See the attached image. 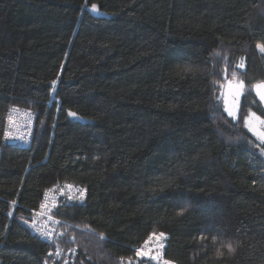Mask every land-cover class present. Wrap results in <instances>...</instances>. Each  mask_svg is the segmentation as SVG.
Returning a JSON list of instances; mask_svg holds the SVG:
<instances>
[{
    "label": "trees",
    "instance_id": "trees-1",
    "mask_svg": "<svg viewBox=\"0 0 264 264\" xmlns=\"http://www.w3.org/2000/svg\"><path fill=\"white\" fill-rule=\"evenodd\" d=\"M258 43L264 0H0V264H63L30 226L65 182L86 192L50 211L75 264H130L161 232L172 264H264ZM11 107L34 115L29 147L3 141Z\"/></svg>",
    "mask_w": 264,
    "mask_h": 264
},
{
    "label": "built area",
    "instance_id": "built-area-1",
    "mask_svg": "<svg viewBox=\"0 0 264 264\" xmlns=\"http://www.w3.org/2000/svg\"><path fill=\"white\" fill-rule=\"evenodd\" d=\"M34 115L23 108L11 107L6 112L3 123L2 138L4 142L14 140L20 147L26 148L32 142L34 129ZM9 135H5V132ZM68 185L72 187L69 188ZM85 190L71 182L57 184L49 188L43 195L38 208L33 213L30 226L31 234L40 241L50 246L48 254L54 259H61L64 264H74V253L69 249L63 248L59 244L62 231L56 218L50 215V211L64 203L80 201V192ZM44 205V207H41ZM35 224V227H33ZM48 233L50 235H44Z\"/></svg>",
    "mask_w": 264,
    "mask_h": 264
},
{
    "label": "rangeland",
    "instance_id": "rangeland-1",
    "mask_svg": "<svg viewBox=\"0 0 264 264\" xmlns=\"http://www.w3.org/2000/svg\"><path fill=\"white\" fill-rule=\"evenodd\" d=\"M242 66L243 64L241 61H239L236 64L237 69L240 71L242 70ZM241 83L242 81L234 77L233 79H229V81H224L222 85L218 86V93H219L220 99L222 100L223 107L225 108L228 115H229V111H232L234 115H232L231 117H234V118L236 117V113L239 108L240 97L243 94L241 87L239 88L237 87V85ZM227 92H228V95H226ZM226 98L229 99L228 102H225ZM251 113L252 112H248V114L246 115V117L249 118L250 123L246 124V121L244 118L243 125L246 131L252 136V138L254 139L255 143L257 144L259 148L264 143V135H262L264 134V124L260 123L259 120H256L254 117H252L250 115ZM255 116L259 117L256 114ZM259 150L262 153H264L260 148ZM158 235H159L158 233L155 234V236H158ZM164 241H165V238H162L159 240L153 238L149 244L145 245L143 242L140 246H138L137 248H134L135 257H133L132 261H129L130 264H164V260H162V251H161V248L164 245ZM149 249H151V253H150L151 258L149 255H140L138 254V251H137V250H140V252L142 253H147ZM52 260L53 262L55 261L54 258H52Z\"/></svg>",
    "mask_w": 264,
    "mask_h": 264
},
{
    "label": "snow or ice",
    "instance_id": "snow-or-ice-1",
    "mask_svg": "<svg viewBox=\"0 0 264 264\" xmlns=\"http://www.w3.org/2000/svg\"><path fill=\"white\" fill-rule=\"evenodd\" d=\"M96 10H97V6H96L95 4H93V5H92V11H96ZM257 47H258V49H259L261 52H264V44L258 43V44H257ZM52 84L55 85V84H56V81L53 80V81H52ZM242 86H243L242 83L239 84V85H237L238 88H239V87H242ZM255 88L257 89V94L260 96V99H261V100H264V82H260V83H258L257 85H255ZM229 115L232 116V115H234V114H233L232 111H229ZM250 115H251L252 117H254L256 120H259L260 123L264 124V120H261L260 117H256V116H255V113H251ZM69 116H73V117H75V116H76V113L69 112ZM245 121H246V124H247V123H250L248 117H245ZM5 135H6V136L9 135V133L6 131V132H5ZM262 135H264V134H262ZM68 187L71 188L72 186H71V185H68ZM83 195H84L83 190H81V192H80V197H81V199L83 198ZM41 207H44V205H41ZM183 211H184V210H181V214L183 213ZM33 227H35V224H33ZM43 234H44V235H50V234H48V233H43ZM99 235H100V238H101V239L104 238V234H103V233H100ZM153 238L159 240V239L165 238V234L162 233V232L159 233L158 236H155L154 233H153V234H150L148 240H146V241L144 242V244H145V245L149 244L150 241H151ZM227 248H228L229 252L234 251V248H233V246H232L231 244H228V245H227ZM137 251H138V254H140V255H149V256H150V253H151V249H149V251H148L147 253H142V252H140V250H137ZM217 254L220 255L221 253L218 251ZM150 258H151V256H150ZM122 259H123V258H122ZM164 264H172V262L166 260V261H164Z\"/></svg>",
    "mask_w": 264,
    "mask_h": 264
},
{
    "label": "water",
    "instance_id": "water-1",
    "mask_svg": "<svg viewBox=\"0 0 264 264\" xmlns=\"http://www.w3.org/2000/svg\"><path fill=\"white\" fill-rule=\"evenodd\" d=\"M261 82H264V81H261ZM258 83H260V82H257L255 84H253L252 87H251V90H252V93L254 94V96L256 97V99L258 100V102L260 103L262 109L264 110V100H261L260 99V96L257 94V89L255 88V85H257ZM226 95H228V92H227ZM7 143L8 144L15 145L16 144V141L11 140V141H7Z\"/></svg>",
    "mask_w": 264,
    "mask_h": 264
},
{
    "label": "flooded vegetation",
    "instance_id": "flooded-vegetation-1",
    "mask_svg": "<svg viewBox=\"0 0 264 264\" xmlns=\"http://www.w3.org/2000/svg\"><path fill=\"white\" fill-rule=\"evenodd\" d=\"M228 100H229V99L226 98V99H225V102H228Z\"/></svg>",
    "mask_w": 264,
    "mask_h": 264
}]
</instances>
